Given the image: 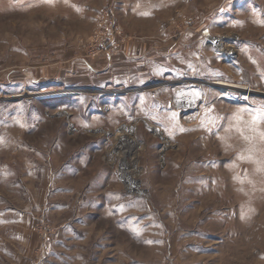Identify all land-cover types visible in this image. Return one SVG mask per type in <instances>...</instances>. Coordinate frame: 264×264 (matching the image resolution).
Segmentation results:
<instances>
[{
  "label": "rangeland",
  "instance_id": "rangeland-1",
  "mask_svg": "<svg viewBox=\"0 0 264 264\" xmlns=\"http://www.w3.org/2000/svg\"><path fill=\"white\" fill-rule=\"evenodd\" d=\"M0 264H264V0H0Z\"/></svg>",
  "mask_w": 264,
  "mask_h": 264
},
{
  "label": "bare ground",
  "instance_id": "bare-ground-1",
  "mask_svg": "<svg viewBox=\"0 0 264 264\" xmlns=\"http://www.w3.org/2000/svg\"><path fill=\"white\" fill-rule=\"evenodd\" d=\"M209 35V34H208ZM215 39V38H214ZM218 41V39H215V43ZM222 42V41H221ZM221 43L218 42V46L219 47H222V45H220ZM225 46V45H224ZM220 50V49H219ZM216 87H218L223 93H227L229 91H233V90H239L241 91L242 93L246 94L247 91H251V88L246 86V85H240V84H234V83H231L230 81H226V80H218V81H215L213 83ZM190 93H192L190 91ZM178 94V93H176ZM185 94V93H184ZM196 94V93H195ZM229 94V93H228ZM193 95V94H192ZM180 96V95H179ZM197 96V95H196ZM201 98V97H200ZM184 100V99H183ZM202 100V99H201Z\"/></svg>",
  "mask_w": 264,
  "mask_h": 264
},
{
  "label": "built area",
  "instance_id": "built-area-1",
  "mask_svg": "<svg viewBox=\"0 0 264 264\" xmlns=\"http://www.w3.org/2000/svg\"><path fill=\"white\" fill-rule=\"evenodd\" d=\"M113 43V41H111L106 47L105 49L107 50L108 47H110V45Z\"/></svg>",
  "mask_w": 264,
  "mask_h": 264
}]
</instances>
